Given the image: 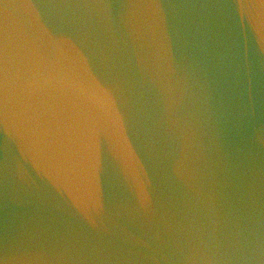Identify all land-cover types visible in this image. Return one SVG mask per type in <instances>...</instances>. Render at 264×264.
Instances as JSON below:
<instances>
[{"label":"water","instance_id":"water-1","mask_svg":"<svg viewBox=\"0 0 264 264\" xmlns=\"http://www.w3.org/2000/svg\"><path fill=\"white\" fill-rule=\"evenodd\" d=\"M0 264H264V0H0Z\"/></svg>","mask_w":264,"mask_h":264}]
</instances>
